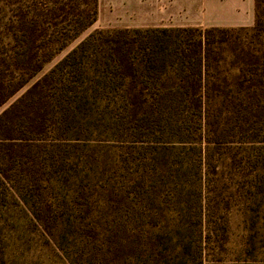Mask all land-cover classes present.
Wrapping results in <instances>:
<instances>
[{"label": "trees", "instance_id": "obj_1", "mask_svg": "<svg viewBox=\"0 0 264 264\" xmlns=\"http://www.w3.org/2000/svg\"><path fill=\"white\" fill-rule=\"evenodd\" d=\"M97 15L0 0V195L69 264H207L224 162L264 182V0L251 26L95 29L35 78Z\"/></svg>", "mask_w": 264, "mask_h": 264}, {"label": "rangeland", "instance_id": "obj_2", "mask_svg": "<svg viewBox=\"0 0 264 264\" xmlns=\"http://www.w3.org/2000/svg\"><path fill=\"white\" fill-rule=\"evenodd\" d=\"M120 8L98 5L96 21L54 54L35 78L52 68L95 29L137 28L135 16ZM221 171L216 176L215 189L205 198L210 209L209 223L205 221L204 227H211L215 233L210 248L205 250V263L264 264V182L262 185L260 175L256 177L247 163L234 165L228 160ZM3 195H0V264H69L22 202L13 193Z\"/></svg>", "mask_w": 264, "mask_h": 264}, {"label": "crops", "instance_id": "obj_3", "mask_svg": "<svg viewBox=\"0 0 264 264\" xmlns=\"http://www.w3.org/2000/svg\"><path fill=\"white\" fill-rule=\"evenodd\" d=\"M135 16L137 28L238 27L254 23V0H98Z\"/></svg>", "mask_w": 264, "mask_h": 264}]
</instances>
